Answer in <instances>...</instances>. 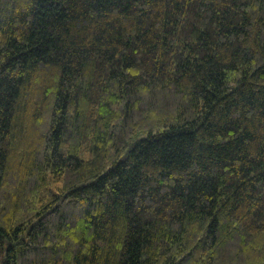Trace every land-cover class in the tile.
Listing matches in <instances>:
<instances>
[{
    "label": "trees",
    "instance_id": "obj_1",
    "mask_svg": "<svg viewBox=\"0 0 264 264\" xmlns=\"http://www.w3.org/2000/svg\"><path fill=\"white\" fill-rule=\"evenodd\" d=\"M0 264H264V0H0Z\"/></svg>",
    "mask_w": 264,
    "mask_h": 264
}]
</instances>
